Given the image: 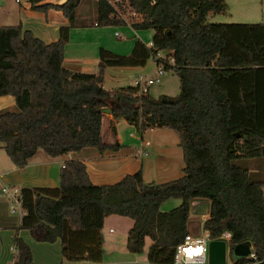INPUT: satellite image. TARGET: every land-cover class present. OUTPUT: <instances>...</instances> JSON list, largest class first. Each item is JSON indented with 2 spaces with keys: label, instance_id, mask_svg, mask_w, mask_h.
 <instances>
[{
  "label": "trees",
  "instance_id": "16d2710c",
  "mask_svg": "<svg viewBox=\"0 0 264 264\" xmlns=\"http://www.w3.org/2000/svg\"><path fill=\"white\" fill-rule=\"evenodd\" d=\"M80 0L42 2L33 8L60 9L68 24L55 40L44 42L19 23L0 25V95L11 94L14 108H0V141L12 163L22 167L37 147L49 155L91 145L115 148L102 140L100 108L123 116L139 132L150 127L174 131L181 151V175L144 181L138 169L115 182L92 183L84 163L67 159L56 186L21 187L24 212L18 228L37 241L59 239L68 259L98 261L100 228L110 214L132 219L127 250L142 251L149 264H172L174 248L188 231L190 201L208 200L202 227L222 238L229 252L249 240L264 264V178L238 160L264 157V22L206 21L226 9L224 0H122L120 18L105 0H95V24H125L152 29L150 43L135 39L128 54L98 48L95 72L62 65L63 47ZM133 12V13H131ZM157 50L172 57L178 77L175 95L137 94L133 85L102 86L107 65H143ZM110 130L114 132L113 126ZM237 134V135H236ZM169 197L180 202L160 210ZM13 264H33L28 244L13 235ZM248 258H235L243 264Z\"/></svg>",
  "mask_w": 264,
  "mask_h": 264
},
{
  "label": "crops",
  "instance_id": "0c3cea01",
  "mask_svg": "<svg viewBox=\"0 0 264 264\" xmlns=\"http://www.w3.org/2000/svg\"><path fill=\"white\" fill-rule=\"evenodd\" d=\"M62 1L63 0H42L39 3H60ZM93 9L96 13L95 5ZM261 16V20L264 22L263 11H261ZM0 19L6 20L5 22L19 23L22 29H29L33 35L39 37L44 42L55 40L58 36L59 26L68 24V20L62 15L60 9L48 7L46 10H40L33 7H21L18 4L13 5L4 0L0 2ZM63 59L64 53L62 61ZM0 108H14V99L11 94L0 95ZM103 119L105 120V126H113L114 132L110 130V127L105 128L102 122ZM102 120V140L106 143L116 142L118 144L117 147L99 150L95 146L87 145L57 155H49L41 147H37L34 152L26 158V163L22 167H17L12 163L4 151L0 141V185L2 183L14 184L19 188L56 186L58 184L59 170L67 159L81 160L84 163L89 180L95 184L115 182L123 175L132 173L138 169L141 171L142 179L146 181L143 177L145 166L152 165L154 167L152 172L158 175L172 169V167L163 165L166 161H178L180 158V152L175 148H168V143L163 138V133H161L157 136V143L152 144L150 139L146 145H149L150 149L153 148L155 156L160 152L163 158H155L154 156L144 161L141 159L142 155L149 154V149L146 148V145H142V141L141 144L140 142L137 144L134 142H126V139H124L119 132L118 127L120 124H127L130 127L132 126L125 121L123 116L113 117L107 112L102 115ZM128 136L131 139L140 138L139 140H143L142 134L138 136L131 131H128ZM159 159H163V163L160 167L155 166V162ZM260 165L263 168L264 163L259 160H249L247 168L250 172L256 173ZM261 189L264 196V184L261 186ZM190 206L193 207V211H190ZM190 206L187 232L197 233L202 227V220L207 217L208 200L203 198L192 199L190 201ZM12 213L13 212H10L9 210L8 199L3 194H0V232L6 235V241L9 240L10 237L12 239L15 233L18 236L20 235L30 248L33 264H70V259L65 258L60 254V244L58 245L55 241L56 239L51 241L52 243H44V241L34 240L28 230L18 228L21 214ZM105 219L106 221H116L120 225V228L116 230L114 234L107 235L106 233L104 237L101 234L102 254L98 261L84 258L78 259V261L88 262L86 264H149L146 260V252L145 260L137 259L135 257L136 254L127 250L125 247L126 233L132 224V219L126 220L123 216L117 214L107 215L102 221L104 232L106 231ZM14 228L16 229L15 233L14 230H10ZM107 231L110 232L111 227H107ZM226 245L227 242L225 240V253L227 251ZM34 247L37 249L39 257H36L34 254L32 249ZM51 251L54 252V256L51 254ZM233 260L234 259H231L230 262L232 263Z\"/></svg>",
  "mask_w": 264,
  "mask_h": 264
},
{
  "label": "rangeland",
  "instance_id": "374dc122",
  "mask_svg": "<svg viewBox=\"0 0 264 264\" xmlns=\"http://www.w3.org/2000/svg\"><path fill=\"white\" fill-rule=\"evenodd\" d=\"M5 2H10L11 4H17L14 0H4ZM226 3V9L223 12L219 13H208L206 15V21H216V22H259L262 21L261 11L264 12V0H224ZM94 0H80L74 10V19L72 26L68 30V38L63 47L64 59L62 65L75 71H86V72H95L97 70V60H98V48L103 47L117 54H128L133 41L138 39L145 44H148L151 38L152 29H133L126 24H95V11H94ZM126 12H123V17H126ZM127 18V17H126ZM6 20L0 19V25L4 23L14 22H5ZM263 22V21H262ZM118 32L121 36L118 37L114 33ZM165 53V50L163 51ZM155 68V60L152 55H150L143 65H107L103 69V86L106 89H112L117 86H126L132 85V81L136 75H145L149 76L152 74ZM178 77L175 72L171 69L163 68L162 74L159 76L158 81L152 83L148 87V93L151 96L157 97L160 94L175 95L178 92ZM107 112L102 111V115ZM105 126V120H102ZM120 124V123H119ZM109 126H105V128ZM119 132L121 136L126 139V142H134L137 144L142 140L131 139L128 136V131H131L135 135H141L142 139L147 142L152 141L157 143L158 134L163 133V138L168 143V148H175L180 152V158L178 161H166L163 165L167 167H172L167 172L161 174H154L152 165H147L144 168V179L146 181L161 182L168 179H172L181 175V167L183 165L181 158V151L177 146V136L173 130L166 127H150L146 128L141 133L136 130L133 126L127 124L119 125ZM108 130V129H107ZM146 148L149 149V154L142 155V160H148L150 157L155 156V151L153 148L150 149L149 145H146ZM155 158H163L162 154L158 152ZM249 160H259L264 163V157H250L238 160V163L245 165ZM163 159H159L155 162V166H161ZM249 165V164H248ZM258 178H264V166H259L256 173L253 174ZM180 202L179 198L169 197L163 200L160 204V210H167ZM190 211H193V207L190 206ZM12 214H18L17 211ZM198 216V215H197ZM126 220H131V218L123 216ZM107 227H111V231H107ZM120 228V225L113 220L105 219V232L103 230V225L100 228V233L103 237L106 235L114 234L116 230ZM14 230L15 228L10 229ZM18 231V229H17ZM20 236V235H19ZM6 235L0 232V264H10L13 260V255L11 252V247H13V237L9 238L6 241ZM58 245L60 244L59 239L55 240ZM44 243H52L44 241ZM150 244V239L146 236L144 238L143 249L139 253H135L137 259L145 260V252ZM61 245V244H60ZM225 253V264H230L231 259L235 257L229 254L228 246ZM60 248V247H59ZM36 257H39L37 249L32 248ZM60 252V249H59ZM58 252V254H59ZM51 254L54 256V252L51 251ZM61 254V252H60ZM86 264L88 262L78 261V259H70V264ZM189 264H209L207 262V257L203 262H191Z\"/></svg>",
  "mask_w": 264,
  "mask_h": 264
},
{
  "label": "built area",
  "instance_id": "2783aa9c",
  "mask_svg": "<svg viewBox=\"0 0 264 264\" xmlns=\"http://www.w3.org/2000/svg\"><path fill=\"white\" fill-rule=\"evenodd\" d=\"M1 1L2 0H0V2ZM40 1L42 0H14V2H16L21 7H32L33 4H38ZM105 1L115 9V12L120 18H123L125 20L117 6V4L122 0ZM125 24L129 25L128 22H126ZM114 34L118 37L121 36L118 32H115ZM163 51L164 50H157L154 53L153 57L155 60V68L151 75L145 76L140 74L134 77L132 85L136 87L137 94L146 93L148 91L149 85L158 81L159 76L162 74L164 65L166 63H172V57L166 56V51L165 53ZM147 143L148 142L146 140H142V145H146ZM142 152L145 153L144 151ZM19 190L20 188L14 184L2 183L0 185V194H3L8 199L10 212L17 211L18 214H22L24 210L20 203ZM221 237L227 240L229 236H225L223 232ZM209 239L210 237L208 235V230L203 227H201V229L197 233H184L181 241L178 242L174 248L172 264H189L191 262H203L206 259V247ZM11 252L13 255L15 252L14 246L11 247ZM245 256L248 259L243 264H258V259L256 258V254L251 244H249V251ZM10 264L13 263L11 262Z\"/></svg>",
  "mask_w": 264,
  "mask_h": 264
},
{
  "label": "water",
  "instance_id": "95a60500",
  "mask_svg": "<svg viewBox=\"0 0 264 264\" xmlns=\"http://www.w3.org/2000/svg\"><path fill=\"white\" fill-rule=\"evenodd\" d=\"M100 111L109 112V105L100 108ZM237 135V134H236ZM225 236H229L227 232H224ZM227 242V241H226ZM249 240H243L236 243L229 252L232 257H244L249 251ZM229 251V248H228ZM207 262L209 264H224L225 256V239H209L206 247Z\"/></svg>",
  "mask_w": 264,
  "mask_h": 264
}]
</instances>
